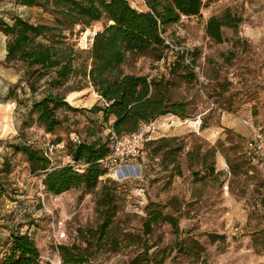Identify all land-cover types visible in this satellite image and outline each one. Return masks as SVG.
<instances>
[{"label": "rangeland", "instance_id": "rangeland-1", "mask_svg": "<svg viewBox=\"0 0 264 264\" xmlns=\"http://www.w3.org/2000/svg\"><path fill=\"white\" fill-rule=\"evenodd\" d=\"M128 2L137 11H147L143 0ZM228 13L237 22L234 27H224L223 40L216 43L206 35V25L209 19L223 20ZM15 16L33 24L51 21L39 8L0 0V19L11 24ZM102 25L95 23L83 33H77L80 28L76 27L68 36L69 42L81 50L84 35L97 32ZM163 36L171 49L162 63L147 56H130L122 70L127 75L168 77L166 66L173 64L178 54L184 55L186 64H194L193 79L177 82L171 90L173 101L188 105L190 117L158 118L145 142L180 139L177 146H181L178 162L182 176L172 177V166L167 171L160 169V156L149 161L144 145L141 156L130 160L118 176L104 177L93 194L78 189L55 197L43 192L40 178L29 174L27 164L12 154L10 145L21 143L46 151L54 167L71 164L64 142L58 144V140L72 134L88 139L87 128L97 136L109 137L110 124L101 123V113L89 112L94 106L103 107V102L92 88L82 91L72 105L67 98L76 92L67 95V103L84 112H60L59 116L67 119L66 128L54 135L45 134L23 115L24 103L35 99L23 83V72L4 64L6 38L0 33V171L4 157L9 161L8 175L0 177L1 235L6 236L8 228L15 226L22 232H32L43 256L51 248L52 214L55 220L64 222L66 244L80 243L79 229L95 230L100 225L94 198L109 179L118 185L114 222L124 233L141 236L148 207L178 217L179 233L167 224L154 225L146 238L147 261L139 258L142 251L133 246L120 252L103 250L88 264H264V173L258 163L244 155L248 135L244 122L264 134V0H204L199 17H182ZM13 89L17 102L6 99ZM206 151H214V156L204 162ZM227 158L234 162L246 159L248 170L234 174ZM209 166L221 176H208ZM195 244L202 252L189 260L179 248Z\"/></svg>", "mask_w": 264, "mask_h": 264}, {"label": "trees", "instance_id": "trees-1", "mask_svg": "<svg viewBox=\"0 0 264 264\" xmlns=\"http://www.w3.org/2000/svg\"><path fill=\"white\" fill-rule=\"evenodd\" d=\"M14 1L23 7L39 8L51 18L50 22L38 24L18 16L12 17L11 24L0 19V33L6 38L4 64L23 72V83L35 99L32 103H24L23 115H28L45 134L54 135L66 128L67 119L60 117V112H84L83 109L72 108L66 102L67 95L76 92L67 98L72 105L82 91L92 88L103 102V107L94 106L89 112L101 113V123L110 124L111 130L107 138L97 136L93 129L87 128L89 140H81L73 134L66 140L59 139L58 144L64 142V150L71 161V164L62 167H54L46 151L27 144H11L12 154L23 159L29 174L40 178L45 194L57 197L78 189L93 194L108 175L101 161L110 154L111 133L123 138L163 116L172 115L182 120L190 117L188 105L173 101L171 97V90L177 82H187L194 77L195 66L192 62L186 64L183 54H178L173 64L166 66L168 77L127 75L123 73L122 66L130 56H147L154 62L165 59L171 47L163 33L182 17H199L204 0H143L147 7L145 12L131 7L128 0ZM100 22H103L102 28L97 31L88 51L79 50L69 42L68 36L76 27L80 28L77 33H83L86 27ZM236 22L229 13L223 20L211 18L205 33L214 42L221 43L222 29L234 27ZM38 94L39 97L35 98ZM17 98L13 89L6 99L17 102ZM179 140L162 138L145 144L149 161L160 156L158 166L163 171L172 166V177L182 176L178 162L181 151V146H177ZM199 150L200 147L196 150L197 154ZM244 155L257 164L246 151V141ZM213 156L214 151H206L202 161ZM246 159L234 162L227 158L228 166L234 174L245 168L248 170ZM2 164L0 177L9 173L6 157ZM207 172L215 179L221 176L220 173L215 174L211 166ZM196 180H202V177ZM94 202L100 225L95 230L79 229L77 236L80 243L60 247L64 264H88L103 250L120 252L133 246L141 249L139 258L147 261L150 256L146 238L152 234L154 225L167 224L175 234L179 233L178 217L164 214L160 209L150 210L149 207L142 223L141 236L124 233L114 222L118 185L109 179L101 184ZM8 230L6 236L0 234V264H39L40 252L34 233L22 232L16 226ZM179 250L189 260L202 252L197 244L187 248L181 246ZM162 261L160 258L159 262ZM134 262L132 264L139 261Z\"/></svg>", "mask_w": 264, "mask_h": 264}, {"label": "built area", "instance_id": "built-area-1", "mask_svg": "<svg viewBox=\"0 0 264 264\" xmlns=\"http://www.w3.org/2000/svg\"><path fill=\"white\" fill-rule=\"evenodd\" d=\"M96 31L87 32L79 48L83 51H88L93 43ZM171 47V45H170ZM171 49V48H170ZM165 59H162V63ZM248 130L246 140V151L260 166L264 173V134L261 133L255 127L248 125L244 122ZM155 130V123L143 125L138 132L118 138L111 133L110 138V154L101 161L104 169L107 170L109 176H113L116 173L120 174L122 169L127 168V163L143 154L145 142L148 135ZM227 189V187H226ZM51 217V231H50V250L43 256H40L39 264H64L60 255V247L66 244L68 237L65 232L64 222L55 220L53 215Z\"/></svg>", "mask_w": 264, "mask_h": 264}, {"label": "bare ground", "instance_id": "bare-ground-1", "mask_svg": "<svg viewBox=\"0 0 264 264\" xmlns=\"http://www.w3.org/2000/svg\"><path fill=\"white\" fill-rule=\"evenodd\" d=\"M115 175L118 176V173H116Z\"/></svg>", "mask_w": 264, "mask_h": 264}, {"label": "crops", "instance_id": "crops-1", "mask_svg": "<svg viewBox=\"0 0 264 264\" xmlns=\"http://www.w3.org/2000/svg\"><path fill=\"white\" fill-rule=\"evenodd\" d=\"M222 159V158H221Z\"/></svg>", "mask_w": 264, "mask_h": 264}, {"label": "water", "instance_id": "water-1", "mask_svg": "<svg viewBox=\"0 0 264 264\" xmlns=\"http://www.w3.org/2000/svg\"><path fill=\"white\" fill-rule=\"evenodd\" d=\"M67 102V101H66Z\"/></svg>", "mask_w": 264, "mask_h": 264}]
</instances>
